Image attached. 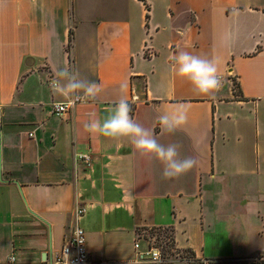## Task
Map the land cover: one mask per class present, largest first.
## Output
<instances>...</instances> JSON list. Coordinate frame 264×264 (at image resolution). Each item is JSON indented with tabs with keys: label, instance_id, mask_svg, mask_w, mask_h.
Returning <instances> with one entry per match:
<instances>
[{
	"label": "crops",
	"instance_id": "crops-1",
	"mask_svg": "<svg viewBox=\"0 0 264 264\" xmlns=\"http://www.w3.org/2000/svg\"><path fill=\"white\" fill-rule=\"evenodd\" d=\"M181 50L219 58L218 92L175 75ZM65 65L101 91L58 116ZM124 82L132 118L191 171L164 179L127 138L85 131ZM178 103L188 123L166 133L156 116ZM75 227L92 264H151L148 230L172 233L168 264H264V0H0V264L51 262Z\"/></svg>",
	"mask_w": 264,
	"mask_h": 264
},
{
	"label": "clouds",
	"instance_id": "clouds-1",
	"mask_svg": "<svg viewBox=\"0 0 264 264\" xmlns=\"http://www.w3.org/2000/svg\"><path fill=\"white\" fill-rule=\"evenodd\" d=\"M230 39L228 36L224 42L227 43ZM170 59L175 75L187 80L196 93L208 96L222 88L219 58L210 59L181 50ZM49 87L53 95L63 98L69 106L73 100L94 101L101 91V86L97 82L81 77L79 71L67 65L55 69ZM119 87L121 95L111 111L102 120L91 119L84 125L85 131L106 138H127L140 155L154 159L162 165L164 179L179 178L196 167L198 164L196 158L181 155L182 145L175 142L161 143L150 128L132 118L130 102L124 95L127 83H121ZM188 113V107L178 103L171 109L159 113L156 120L162 131L174 134L187 125ZM159 259L157 253L153 258L154 264H158Z\"/></svg>",
	"mask_w": 264,
	"mask_h": 264
},
{
	"label": "built area",
	"instance_id": "built-area-1",
	"mask_svg": "<svg viewBox=\"0 0 264 264\" xmlns=\"http://www.w3.org/2000/svg\"><path fill=\"white\" fill-rule=\"evenodd\" d=\"M137 97H134L136 100ZM84 100H73L69 106L66 102L55 103L53 106V112L58 116H64L72 111L74 106ZM81 161L89 164L91 161L90 155H83L79 158ZM86 212L84 208H79L76 212L77 216H81ZM139 246L136 244V248ZM159 254L158 264H168L172 260L165 258L160 248L148 242V249L145 252L140 253L143 260L148 263H153V258L156 254ZM46 264H92L86 247V234L80 227H75L67 237L63 250L55 256L51 262Z\"/></svg>",
	"mask_w": 264,
	"mask_h": 264
},
{
	"label": "rangeland",
	"instance_id": "rangeland-1",
	"mask_svg": "<svg viewBox=\"0 0 264 264\" xmlns=\"http://www.w3.org/2000/svg\"><path fill=\"white\" fill-rule=\"evenodd\" d=\"M235 89L238 91V85L236 82ZM145 234L149 243L160 248L165 258L172 260L171 255L174 256L176 251H174V246L172 244V233L169 230H148ZM189 256V254H183L180 257L190 258L191 256Z\"/></svg>",
	"mask_w": 264,
	"mask_h": 264
}]
</instances>
